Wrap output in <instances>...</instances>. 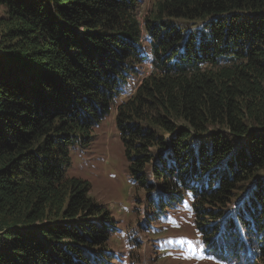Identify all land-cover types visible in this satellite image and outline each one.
Masks as SVG:
<instances>
[{
  "label": "trees",
  "instance_id": "1",
  "mask_svg": "<svg viewBox=\"0 0 264 264\" xmlns=\"http://www.w3.org/2000/svg\"><path fill=\"white\" fill-rule=\"evenodd\" d=\"M146 1L0 0V264H116L68 174L112 107L150 220L191 197L209 254L264 264V0Z\"/></svg>",
  "mask_w": 264,
  "mask_h": 264
},
{
  "label": "rangeland",
  "instance_id": "2",
  "mask_svg": "<svg viewBox=\"0 0 264 264\" xmlns=\"http://www.w3.org/2000/svg\"><path fill=\"white\" fill-rule=\"evenodd\" d=\"M151 0L141 5L142 17ZM6 8L0 5V17ZM116 108L94 127L89 146L72 151L70 176L91 182V195L105 203L115 218L109 249L116 264H234L209 254L194 225L191 197L150 220L147 196L129 173L128 159L116 124ZM153 210V209H152ZM151 223V224H150ZM262 264V263H260Z\"/></svg>",
  "mask_w": 264,
  "mask_h": 264
}]
</instances>
